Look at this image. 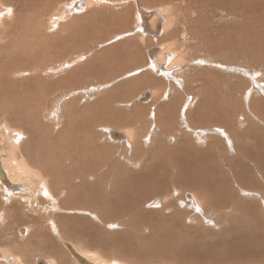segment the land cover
<instances>
[{
  "label": "rangeland",
  "instance_id": "374dc122",
  "mask_svg": "<svg viewBox=\"0 0 264 264\" xmlns=\"http://www.w3.org/2000/svg\"><path fill=\"white\" fill-rule=\"evenodd\" d=\"M18 1L0 0V8H2L3 6L12 9L10 13H8L7 10L5 11V9H2L4 13H0V16L5 14L8 15V19L5 18L2 20L3 22L1 21L2 23L0 22L2 30L5 28L3 30L4 32L2 33L0 27V39H3V41L0 40V129H5V124V126H11V128L13 129H21L22 131H24L25 135H27L28 137V139L26 138L24 140V144L28 140L27 144L30 145H28V149H24V156L32 165L39 164L46 168L51 164L52 167L54 166V163L56 164L59 160V164L60 161L66 162L64 163V167H66L65 169H67V167H69L66 166L69 165V158L65 157L67 154V149L65 147L64 151H61L63 150V147L61 148L60 145L64 144V146H67V148L74 150L75 146H71L68 143V139L73 138L76 141V138L78 137V129L81 130L82 128V130L80 131V137L78 139L80 140L81 136L87 131L84 128L86 124H91L90 126L94 127L92 128V130L96 132L98 142H100V145L103 146L102 148L109 151L107 160L109 159L110 161L108 160V163H111L112 165L116 164L119 167L118 172H116L117 169L113 171L114 174L112 173V177L110 180L104 181L105 184L108 185L114 184V179L123 178L121 174L122 170L123 172H127L131 175L142 173L144 170V165L150 163L151 161V153L154 151H159L160 148L158 149V147L160 146L162 149H165L166 152L167 149L173 152L179 149L181 145L189 148L195 147V150L192 151L191 154L197 156V152L202 153L204 154L206 160L209 161L213 155L210 154L208 147L209 143L211 144V142L216 139L218 140V142L216 141V145L219 147H221V144L229 149V147L232 148L233 145V142L230 140L228 134L224 132L225 130H220L218 128H224L226 126L224 120L220 119L223 115V117L226 119V116H230L231 113V115H233L235 118L237 117L236 120L239 119L238 122H240V119L242 120V115L245 118H248V115H250L251 113L256 114L257 109H250L251 101H263L262 106L264 107V64H261L264 63V53H262V50L259 49V47H257V50L242 49L245 43L236 44L235 51L239 52V55L237 63L235 64V66H233L234 71H229V66H227V64L219 63L216 60V55L213 52V49L216 51L218 45L222 44L223 42L225 50L230 47L229 40L226 41V38L224 39V35L221 36V38H223L221 39V33L219 31H216V28L217 30H219V26H224L225 30H231L232 28H234L235 31H237V38L240 40L244 37L243 40H246V34L250 33L247 32L246 28L250 26L251 22L254 24L257 20L259 21L260 16L254 13H251L253 17L247 15L250 13L248 10L252 5H250L249 3H245V1H251L252 3L258 5L257 7H264V0H237L241 4L239 9L233 11V13L226 4V2L229 0H219L220 2L218 3L216 2L218 0H206V3L209 4H207L208 6L206 5L205 0H196L197 2L195 0H191L192 2L190 0H161V2L158 1L159 4L156 3L157 0H107L108 3L106 2V4L104 2H100L101 4L99 3V5L96 6L98 3H95V6L93 7V10L95 11L89 10L87 12V10H85L84 8H80L81 12H78L79 14H77L76 10L78 6L82 7V5L77 6L75 3L80 1L82 2V4H85V0H47V2L46 0H38L40 4L37 3L36 0ZM203 2L205 4H203ZM43 3L44 5H42ZM67 3H70L68 4L70 7L67 5V8H64V4ZM200 3L203 5H201ZM28 4L33 8V12L30 14L31 16H29V14H21L20 17L19 10H21ZM71 5H73V7H71ZM163 5L171 6V8L176 7V12L169 11L167 12L168 15H164V11L162 10ZM159 6H161L160 9ZM242 6L244 7V9ZM74 7L75 12L72 10V8ZM213 7L214 9L212 10ZM35 8L37 9L35 10ZM55 8L59 9L56 11ZM65 9H68V11L64 12ZM140 10H148L153 14L152 16H156L155 19L157 21V27H151L148 24L147 28L148 30L150 29L148 31L143 27V20L141 21V24L140 22L138 23L137 18H140L138 17V12ZM33 14H36V16H33ZM218 14L221 15L219 16ZM87 15L88 17L86 18L90 19L91 21L86 19L83 20ZM23 16H26V18ZM34 17H38L39 20L43 22V24L37 25L36 23L38 22ZM167 17H172L171 21L173 23L170 22L172 25L169 23V19ZM150 19H152V17H150ZM153 20L154 19L149 20L148 22L152 25ZM89 21L91 23H89ZM3 24L10 25L9 27H11L12 29L6 25L4 27ZM167 24H169L168 29H170V27L172 26L171 30H168L167 28L166 30H164L165 27L168 26ZM213 24L215 27L213 26ZM174 25L176 27H174ZM232 25L234 27H232ZM158 26L160 28H158ZM95 27L98 31H96ZM6 30L10 31L11 34H9V32ZM171 34L172 36H174V39ZM181 38L182 40H180ZM255 38L256 37H254V39ZM12 40L14 41V44L12 43ZM131 41L134 43H132ZM168 42L169 44H172H170L171 48L168 45ZM124 43H127V45ZM159 46L164 48L166 47V53H164V56H166L169 52H177L178 56L181 55V57L179 56V60L182 63H178V66H174V69L171 71H168L166 69V65V67L163 66L162 69H158L157 72H153L152 66H150V60H153L157 56ZM113 47L115 48L112 50ZM182 48L184 49V52H182ZM153 49H155L156 52L150 53V51ZM250 50H252L253 52L256 50L255 53L259 56L254 53L251 54L252 51ZM211 52L215 55L214 56L213 54H211L213 55V58L211 55H209ZM188 56L190 61L187 59ZM211 58L214 59V61ZM255 58L258 59L256 61L257 64L255 63ZM137 60L141 62L144 61L142 63L143 65L140 64L138 67V64L136 63ZM169 63L170 62H168L167 64ZM216 63H218L219 65H214ZM63 64H66V66H62ZM221 64L225 68H222V66H220ZM242 66L245 69H243ZM196 67L197 69H199L195 70ZM195 71L197 73H195ZM199 72L202 75L199 74ZM173 73L176 78H174V76L172 75ZM209 73H211V75ZM218 74L220 78H216ZM197 75H199L198 77L200 78H198ZM202 76L204 77V79ZM233 76H235V80L232 79ZM191 78L192 80H194L193 82H190ZM199 79H201V82L198 83L197 81H200ZM209 79L212 80L210 81ZM218 79L221 80L219 81ZM230 79L232 80L230 81ZM188 80L190 83H188ZM213 80L215 81V83H217L214 84ZM184 81L189 86H191L192 83L193 88L192 86L189 87L187 85H185L184 88V86H182L181 84H184ZM205 81H207V85ZM202 82H204V84H201ZM210 83L213 84H211L210 86ZM216 87L218 88V90L214 89ZM229 87L232 89H230ZM151 91H154L156 93V97H154V99L151 98ZM196 91L197 93H199L200 91V97H198V100L204 95L206 99H204V97L202 99L204 100V102L207 100L206 105L203 106L204 109L202 107H200L199 109H203L204 112L199 111V113L197 114L192 113L190 115L191 117L189 116L187 119L185 117V112L187 110L186 106H188L189 103L193 101V98H196L195 96L198 95L196 94ZM193 93L196 95H194ZM168 95H172V97L176 96L171 101V105L173 103L174 104L169 113L167 112L168 110L162 108V105L166 104V102H168L169 100ZM73 103L74 106L71 105ZM212 103L214 105L213 107L210 106L212 105ZM223 106L225 107V111L227 110V113L224 112V109L222 108ZM181 107L183 109L180 113L179 109ZM219 107L221 109H219ZM207 116L209 117L206 118ZM34 119H37L38 122L33 123V121H35ZM109 119L115 120V123L113 121H108V123L106 121H102ZM184 120H186L187 122ZM85 122L87 123L85 124ZM206 124L209 126H207ZM239 124L238 131L240 134L246 135V142L252 143V147H255L256 144L257 146L261 144L260 146L264 147L263 125L260 126L256 124V122H254V127H249L247 125L248 127L244 126L243 129ZM203 125H205V127ZM108 126L119 131L129 129L132 130L133 128L135 129L136 133L140 132V135L138 137L141 136V138H139L138 140V145H132L127 148L125 145L126 143L122 142L121 139L119 140L109 138L110 133H105V131H107V129L109 128ZM258 126L262 127L260 129L263 132L259 130ZM36 127L41 130L39 131V129H36ZM63 130L66 131V134L63 135L64 139L66 140L65 143H61L63 141L57 139V135ZM110 131L111 130H109V132ZM154 132H156V134ZM247 132L249 133V135H247ZM47 134L49 136H47ZM37 135H40L42 137L38 139L39 136ZM142 135H144V139ZM225 135H227V137ZM0 136L2 137H0V139L4 138L3 143L5 142L4 144L6 145H2L0 147V158H5L8 155V152L6 150L10 151L11 144H6V141H8L9 139H7V135L3 130L0 132ZM169 137H172L174 142L170 143V141H168ZM197 137L201 138V140L205 143L204 145L198 146V148H201V151L200 149L196 148L198 140ZM34 139L37 141H43L44 139H46V141H50L49 143L47 141V144L53 143L50 144V146L54 147L55 145V147L51 150L50 148H47L48 146L46 147L45 144L43 146V142L41 144L43 150H35L34 148H32L36 143ZM53 139L55 140V142ZM140 139L142 141H140ZM251 139L252 141H254V143L250 141ZM31 141L35 143H31ZM148 142L151 144H149ZM181 142L182 144H180ZM175 143L176 145H173ZM139 144H141V146ZM123 145L125 146V148ZM77 148L79 151H81V147H76L75 149L77 150ZM207 150L209 151V155L206 154ZM77 151L75 153L80 155V152L78 151L77 153ZM222 152L228 153L227 150H224ZM222 152H220L219 155H221ZM38 154L39 159L37 157ZM230 154L234 155L232 152ZM102 155L103 154H99L95 156V159L104 161L105 159ZM132 155H134V157ZM175 155L178 156L177 154ZM228 156L229 153L227 155L228 160L234 159L232 156ZM170 158H175V156L172 155L170 156ZM92 159L93 156L91 155V160ZM124 159L125 161H123ZM128 159L129 161H127ZM161 159L163 160V158ZM263 159L261 157V161H263ZM164 161H167L166 158L164 159ZM139 164L141 166H139ZM213 164L216 165V162H214ZM75 166L76 168H78V170L76 171L80 172L79 168L81 167V164L75 161ZM222 171H224L223 174L227 173L225 169H222ZM116 176L119 177L117 178ZM133 184L135 185V183ZM123 185L124 187L127 185L125 180ZM138 187L139 186L137 185V191L143 193H139L138 198H134L135 196L130 197L129 195H126L125 192L122 193V196L118 198V201L125 203L126 206L122 207V205H117L118 209L114 211L116 213L115 215L119 216V219L114 218V220H120L121 223H123L124 221L126 224H128V226L118 225L120 223H110L111 225H114L113 227L111 225L106 226V221H100V223L99 221H97V219H95V222V220H92L91 218L88 223H85L86 225H84L83 221L82 223L79 222V230L81 231V233L78 231L73 236L66 233L65 237L63 238L65 240H59V238L52 236L56 240L59 249L56 257H48L44 255L42 256V254H39L38 250H36L38 249L37 245L40 244L39 242L41 240V237L38 236L36 241L32 244H30V235L29 237L26 236L25 239H22V235H20L21 239L18 238V231L20 229V226L21 228L25 227V223L20 225L19 223H17L18 221H8L9 217L5 216L4 222L6 223L0 222V240L2 242L0 248L12 254L11 257H20L24 262L23 264H45V260L52 259L58 262L60 261L61 264H80L74 258L73 252H70V250L68 249V245L72 247V249L73 246H75L79 247L80 249L82 248L81 250L83 251L91 250V253H96L97 255L101 254L99 256H103L104 260L106 258L107 261H111L113 259L122 260V264H264V241L261 239L262 236L257 234V232H261L262 229H258L255 227L248 228L245 225H241L240 223L234 226H230L226 221L218 220L217 214H213L217 219L215 220L214 217L208 215V212L203 213L201 207L196 209V206L192 208L190 206V208H188V203L190 201H188V196L186 195L193 193V190L202 197L206 195V206H210L208 196L210 197V195H213V193H217V191H215L211 187L208 186L209 193H206V191L202 187H183L184 193L182 195L176 194V196L173 195L170 198V202H172L173 207H170L169 203L168 206H164L167 205V202H169L168 199L164 198V195L168 192L171 193L173 189H168L167 191L153 193L150 195L147 194L149 195L147 196L144 191H142ZM100 189L103 192L102 188ZM187 191L188 193L186 194ZM243 196L244 198H246L244 199V201L249 200L246 195ZM106 197L113 199L112 196ZM135 199H137L136 204L139 205L136 208L132 209L131 203H134L133 201ZM158 201L161 205L158 203ZM155 202H157L158 205H154ZM1 205H3L2 201L0 202V215L3 211ZM97 207H99L100 210H97L98 208L95 207V209L92 208V212L96 213L99 217H103L111 210L110 207L104 205V203L103 205ZM169 207L172 209H170ZM258 208L260 211H264V205L262 203L259 204ZM103 209H107V211ZM22 212L24 211L22 210ZM139 215H141L142 217L143 215H146L147 219L142 220V223L140 222L139 224H134L138 223V221L135 220ZM149 216H152V218H149ZM32 231L34 232V230ZM154 231V235L157 236L156 244L144 245L143 243L142 245L141 243V246H139V243L135 241L136 238L140 239L141 242L142 240L148 241L149 237L152 236ZM123 234L132 236L130 242L129 240L127 241L128 238H125L124 240L121 238ZM170 234L174 235V239L176 237V241L180 244V246L177 245L175 241V245H165V242L167 241L165 235L171 240ZM251 234L257 235L256 239L258 241V245L262 249L260 255L256 257V260L250 259V262L244 261L238 263V261L240 260L239 258H234V256L223 257L221 255L220 250L226 252L228 250V246L229 248H232L239 244L238 246H242L243 249L248 248L249 243L247 239ZM116 236L117 238H114ZM256 239L255 242H257ZM28 240L30 242H28ZM221 240L224 241L221 242ZM226 241L228 242V245L226 244ZM222 245L225 248L220 249ZM1 246H4V248ZM139 248L141 249L138 250ZM186 248L190 249L192 252L195 251L198 254L197 259H195L188 253H185L184 255L181 254L185 252ZM170 251H173V253H175V256L172 255L173 253L170 254ZM213 252H218V255H213ZM202 253L204 254L203 258ZM261 255L263 256V258ZM169 257L170 259H168ZM189 259L192 261L195 260V262L189 261ZM35 261H37V263ZM9 263L15 264L14 261H11V258H9Z\"/></svg>",
  "mask_w": 264,
  "mask_h": 264
},
{
  "label": "bare ground",
  "instance_id": "6f19581e",
  "mask_svg": "<svg viewBox=\"0 0 264 264\" xmlns=\"http://www.w3.org/2000/svg\"><path fill=\"white\" fill-rule=\"evenodd\" d=\"M5 1V0H3ZM12 1V0H11ZM18 1V0H17ZM23 1V0H22ZM21 1V2H22ZM35 1V0H34ZM37 3L38 0H36ZM138 1V0H137ZM161 2V0H157L156 3ZM166 1V0H165ZM189 1V0H188ZM187 1V2H188ZM191 1V0H190ZM196 1V0H195ZM9 2V1H8ZM7 2V3H8ZM19 2V1H18ZM20 2V3H21ZM41 2V1H40ZM44 2V1H43ZM47 2V0H46ZM100 2H104L106 4L107 0H85V4H82V2L78 1L75 4L78 5H82V7L77 8V14H79L78 12L80 11V8H84L85 10H87V12L90 11H95L93 10L95 3L97 4L96 6L99 5ZM110 2V1H109ZM114 2V1H113ZM132 2V1H131ZM173 2V1H172ZM192 2V1H191ZM197 2V1H196ZM202 2V1H201ZM217 3L220 2L219 0L216 1ZM16 3V2H14ZM36 3V2H35ZM42 3V2H41ZM60 3V2H59ZM108 3V2H107ZM115 3V2H114ZM154 3V2H153ZM155 3V4H156ZM169 3V1H168ZM206 3V0H205ZM203 2V4H205ZM222 3V2H221ZM224 3V2H223ZM245 3H249L250 5H252L251 7H249V16L253 17V15L251 13L257 14L260 16V20L256 21L254 24L251 22L250 26H248L246 28L247 32H250L249 34H246V40L240 41L237 37V31H235L234 28H232L231 30H225L224 26H219V31L221 33L220 38L222 35H224V39L226 38V41L229 40L230 42V47L228 49H224V45L219 44L216 51L213 49L214 55L212 52L209 54H213L216 58V60L219 63L222 64H227V66H229L228 70L229 71H234L233 66H235V64L237 63L238 60V55L239 52L235 51L236 49V44H240V43H245V45H243L244 47L242 49H256L257 47H259V49L262 50V53H264L263 49H264V7L263 6H259L258 5L252 3L251 1H245ZM244 3V4H245ZM6 4V3H3ZM11 4V3H10ZM30 4V3H29ZM26 5L25 7H23L21 10H19L20 13V17L21 14H29V16H31L30 14L33 12V8L30 5ZM40 4V3H39ZM67 4H64V8H67ZM101 4V3H100ZM113 4V3H112ZM143 4V3H140ZM148 4V3H147ZM159 4V3H158ZM189 4V3H188ZM201 4V3H200ZM201 4V5H203ZM208 3H206L207 5ZM213 4V3H212ZM215 4V3H214ZM226 4L228 5L229 9L232 11L238 10L240 7V2L237 0H229L226 2ZM36 5V4H35ZM44 5V3L42 4ZM84 5V6H83ZM104 5V4H103ZM102 5V6H103ZM115 5V4H114ZM209 5V4H208ZM207 5V6H208ZM261 5V4H260ZM34 6V5H33ZM41 6V5H40ZM50 6V5H49ZM69 6V5H68ZM214 6V5H213ZM248 6V5H247ZM39 7V6H38ZM47 7V4H46ZM60 7V6H59ZM70 7V6H69ZM71 7H73V5H71ZM145 7V6H144ZM158 7V5H157ZM161 6H159L160 9ZM243 7V6H242ZM14 8V7H13ZM40 8V7H39ZM2 9H5V11L7 10L8 13H10L12 10L9 7H3L0 8V13H4V11H2ZM20 9V8H19ZM37 8H35L36 10ZM56 9V8H55ZM59 8L56 9V11ZM75 7L72 8V10L75 12ZM83 9V10H84ZM144 9V8H143ZM148 9V8H145ZM153 9V8H152ZM176 7L171 8V6H164L162 7V10L164 11V15H168L167 12L169 11H175ZM185 9V7H184ZM214 9V7L212 8V10ZM221 9V8H220ZM219 9V11H220ZM242 9V8H240ZM244 9V7H243ZM41 10V9H40ZM46 10V9H45ZM44 10V11H45ZM151 10V9H150ZM223 10V9H222ZM55 11V12H56ZM65 11H68V9H65ZM97 11V10H96ZM118 11V10H117ZM217 11V10H216ZM229 11V10H226ZM244 11V10H243ZM38 12V11H36ZM35 12V13H36ZM63 12V13H64ZM85 12V11H84ZM185 12V11H184ZM187 12V10H186ZM7 13V12H6ZM18 13V14H19ZM45 13V12H44ZM68 13V12H67ZM139 15L138 17H140L139 19L137 18V22L141 24V21L143 20V27L145 29L148 30L147 26L148 24L151 27H155L156 26V16H152L153 14L150 11H139L138 12ZM245 13V12H244ZM43 14V12H42ZM57 14V12H56ZM215 14V13H214ZM217 14V13H216ZM36 16V14H33V16ZM45 15V14H44ZM58 15V14H57ZM118 15V14H117ZM219 15V14H218ZM221 15V14H220ZM219 15V16H220ZM223 15V13H222ZM8 15H2L0 16V22L3 19H8L7 18ZM38 16V15H37ZM55 16V15H54ZM84 16V15H83ZM124 16V15H123ZM215 16V15H214ZM227 16V15H226ZM242 16V15H241ZM26 18V16H23ZM39 17V16H38ZM38 17H34L35 20L38 22L36 23L37 25H41L43 24V22H41L39 20ZM45 17V16H44ZM43 17V18H44ZM85 16L83 20H90L87 19ZM92 17V16H91ZM150 17H152L153 20V24L151 25V23H149ZM239 17V16H238ZM33 18V19H34ZM50 18V17H49ZM48 18V19H49ZM52 18V17H51ZM65 18V17H64ZM169 19V23L172 22L171 18L172 17H167ZM188 18V17H187ZM217 18V16H216ZM228 18V17H227ZM233 18V17H232ZM255 18V17H254ZM257 18V17H256ZM17 19V18H16ZM54 19V18H53ZM61 19V18H60ZM14 20V19H13ZM18 20V19H17ZM24 20V19H23ZM80 20V19H79ZM82 20V17H81ZM93 20V19H92ZM96 20V19H95ZM94 20V21H95ZM223 20V19H222ZM229 20V19H228ZM6 21V20H5ZM26 21V19H25ZM35 21V22H36ZM74 21V20H73ZM91 21V20H90ZM89 21V23H91ZM99 21V20H98ZM176 21V20H175ZM188 21V20H187ZM3 22V21H2ZM1 22V23H2ZM10 22V21H9ZM103 22V21H102ZM108 22V21H107ZM212 22V21H211ZM221 22V21H220ZM225 22V21H223ZM222 22V23H223ZM230 22V21H229ZM0 23V24H1ZM6 23V22H5ZM11 23V22H10ZM51 23V22H50ZM173 23V22H172ZM22 24V23H20ZM45 24V22H44ZM81 24V22H80ZM86 24V23H85ZM171 24V23H170ZM217 24V22H216ZM221 24V23H220ZM219 24V25H220ZM6 26H10L5 24ZM5 25L3 24V26L5 27ZM52 25V24H51ZM94 25V22H93ZM92 25V26H93ZM101 25V24H100ZM139 25V24H138ZM168 26L165 27L164 30H166V28H169V24H167ZM172 25V24H171ZM262 25V26H261ZM30 26V25H28ZM89 26V25H88ZM102 26V25H101ZM214 26V24H213ZM212 26V27H213ZM1 27V31L2 33L4 32L3 29L2 30V26ZM91 27V26H90ZM157 27V26H156ZM174 27H176L174 25ZM215 27V26H214ZM232 27H234L232 25ZM237 27V26H236ZM11 28V27H9ZM52 28V27H51ZM96 28V27H95ZM100 28V27H99ZM158 28H160L158 26ZM238 28V27H237ZM8 29V28H7ZM12 29V28H11ZM37 29V28H36ZM106 29V28H105ZM172 26L170 27L171 30ZM175 29V28H174ZM173 29V30H174ZM26 30V29H25ZM29 30V29H28ZM89 30V29H88ZM150 30V29H149ZM148 30V31H149ZM153 30V29H152ZM161 30V29H160ZM8 31V30H6ZM5 31V33H6ZM22 31V30H21ZM31 31V30H30ZM38 31V30H37ZM92 31V30H91ZM96 31L97 28H96ZM102 31V30H101ZM177 31V30H176ZM180 31V30H179ZM9 34H11L10 31H8ZM81 32V31H80ZM86 32V31H85ZM151 32V31H150ZM163 32V31H162ZM161 32V33H162ZM1 33V32H0ZM4 33V34H5ZM22 33V32H21ZM32 33V32H31ZM164 33V32H163ZM174 33V32H173ZM178 33V32H177ZM3 34V36H4ZM8 34V33H7ZM14 34V33H13ZM91 34V32H90ZM240 34V33H239ZM25 35V34H24ZM94 35V34H93ZM178 35V34H177ZM216 35V34H215ZM256 35V36H255ZM258 35V36H257ZM11 36V35H10ZM26 36V35H25ZM91 36V35H90ZM89 36V37H90ZM129 36V35H127ZM167 36V35H166ZM172 36V34H171ZM243 36V35H242ZM9 37V36H8ZM28 37V36H27ZM93 37V36H92ZM174 39V36H172ZM171 37V38H172ZM179 37V36H178ZM254 37H256L254 39ZM1 38V37H0ZM6 38V35H5ZM166 38V37H165ZM12 39V37H11ZM24 39V38H23ZM213 39V38H212ZM215 39V38H214ZM223 39V38H221ZM3 41V39H0ZM10 40V39H9ZM22 40V39H21ZM20 40V41H21ZM177 40V39H176ZM182 40V38L180 39ZM13 41V40H12ZM29 41V40H28ZM32 41V40H31ZM133 41V39H132ZM131 41V42H132ZM168 41V40H167ZM17 42V41H16ZM24 42V41H22ZM90 42V41H89ZM138 42V41H137ZM171 42V41H170ZM174 42V41H173ZM218 42V41H217ZM216 42V43H217ZM3 43V42H2ZM14 44V41L12 42ZM29 43V42H28ZM96 43V42H95ZM130 43V42H129ZM134 43V42H132ZM180 43V42H179ZM6 44V43H5ZM56 44V43H55ZM93 44V43H92ZM127 45V43H124ZM131 44V43H130ZM171 44V43H170ZM169 42L168 45L170 46ZM4 45V44H3ZM30 45V44H29ZM32 45V44H31ZM123 45V44H122ZM167 45V44H166ZM172 45V44H171ZM2 46V44H1ZM50 46V45H49ZM48 46V47H49ZM58 46V45H57ZM91 46V45H90ZM163 46V45H162ZM208 46V45H207ZM228 46V45H227ZM28 47V46H27ZM32 47V46H31ZM122 47V46H121ZM158 47V46H157ZM168 47V46H167ZM179 47V46H178ZM203 47V46H202ZM46 48V47H45ZM115 47L112 48V50ZM117 48V47H116ZM143 48V47H142ZM155 48V47H154ZM166 48V47H165ZM165 48L159 46L158 48V54L157 56L153 59L150 60V63L152 66V71L153 72H157L158 69H162L163 66L166 67V69L168 71L173 70L174 66H176L178 63H182L179 59V56L181 57V55H177V52H169L167 53L166 56H164L165 52ZM171 48V46H170ZM205 48V46H204ZM203 48V49H204ZM5 49V48H4ZM61 49V48H60ZM100 49V48H99ZM175 49V48H174ZM180 49V48H179ZM109 50V49H108ZM111 50V51H112ZM178 50V49H177ZM182 52H184V49L182 48ZM187 50V49H186ZM200 50V49H198ZM212 50V49H211ZM250 50V51H252ZM255 50V51H256ZM57 51V50H56ZM246 51V50H245ZM255 51L251 54H256ZM156 52L155 49L151 50L150 53H154ZM247 52V51H246ZM261 52V51H258ZM257 52V53H258ZM67 53V52H66ZM93 53V52H92ZM189 53V52H188ZM57 54V53H56ZM86 54V53H85ZM89 54V53H88ZM180 54V53H179ZM207 54V52H206ZM242 54V53H241ZM259 54V53H258ZM261 54V53H260ZM102 55V54H101ZM148 55H149V51H148ZM188 55V54H187ZM186 55V56H187ZM213 55L212 58H213ZM257 55V54H256ZM262 55V54H261ZM109 56V54H108ZM116 56V55H114ZM210 56V57H211ZM245 56V55H244ZM259 56V55H257ZM257 56H253V57H257ZM4 57V56H3ZM98 57V55H97ZM150 57V56H149ZM246 57V56H245ZM264 57V56H263ZM187 58V57H186ZM211 58V59H212ZM260 58V57H259ZM262 58V57H261ZM136 59V57H135ZM170 59V61H169ZM189 60V56L187 58ZM209 59V58H208ZM249 59V58H248ZM254 59V58H253ZM140 60V59H139ZM137 60L136 63L138 64V67L140 64H142L143 62ZM214 61V59H212ZM211 60V62H212ZM258 59L255 58V63ZM185 61V60H184ZM183 61V62H184ZM190 61V60H189ZM241 61V60H240ZM263 61V60H260ZM89 62V61H88ZM168 62H170L169 64H167ZM252 62V61H251ZM254 62V61H253ZM121 63V62H120ZM260 63V62H258ZM210 64V63H209ZM213 64V63H212ZM222 64L220 66H222ZM257 64V63H256ZM264 64V63H261ZM93 65V64H92ZM129 65V64H128ZM143 65V64H142ZM197 65V64H196ZM207 65V64H205ZM214 65H219L218 63L214 64ZM62 66H66V64H63ZM90 66V65H89ZM178 66V65H177ZM219 66V67H220ZM264 66V65H263ZM91 67V66H90ZM128 67V66H127ZM137 67V66H136ZM172 67V68H171ZM201 67V66H200ZM253 67V66H252ZM69 68V67H68ZM66 68V69H68ZM134 68V67H133ZM222 68H225L222 66ZM243 68V66H242ZM260 68V67H259ZM79 69V68H78ZM105 69V68H104ZM138 69V68H137ZM193 69V68H192ZM191 69V70H192ZM199 69V68H198ZM197 67L195 70H198ZM201 69V68H200ZM245 69V68H243ZM63 70V68H62ZM190 70V71H191ZM213 70V69H212ZM219 70V69H218ZM223 70V69H222ZM15 71V70H14ZM54 71V70H53ZM59 71V70H58ZM90 71V70H89ZM111 71V70H110ZM115 71V70H114ZM135 71V70H134ZM57 72V71H56ZM61 72V71H60ZM116 72V71H115ZM133 72V71H132ZM137 73V72H136ZM195 73H197L195 71ZM228 73V72H227ZM240 73V72H239ZM60 74V73H59ZM199 74H201L199 72ZM211 75V73H209ZM208 74V75H209ZM220 74V73H219ZM219 74L216 78L219 77ZM174 76V73L172 74ZM192 75V72H191ZM202 75V74H201ZM206 75V74H205ZM207 75V76H208ZM224 75V74H223ZM256 75V74H255ZM254 75V76H255ZM196 76V75H194ZM199 75H197L198 77ZM262 76V75H261ZM137 77V76H136ZM203 77V76H202ZM234 77V78H233ZM232 79L235 80V76H233ZM247 77V76H246ZM251 77V76H250ZM264 77V76H263ZM104 78V77H103ZM116 78V77H115ZM174 78H176V76H174ZM200 78V77H198ZM220 78V77H219ZM262 78V77H261ZM133 79V78H132ZM195 79V78H193ZM204 79V77H203ZM206 79V77H205ZM224 79V78H223ZM230 79V81L232 80ZM178 80V79H177ZM181 80V79H179ZM200 81H197L198 83L201 82V79H199ZM210 80V79H209ZM208 80V81H209ZM212 80V79H211ZM210 80V81H211ZM219 81L221 79H218ZM217 80V81H218ZM40 81V80H38ZM71 81V80H70ZM141 81V80H140ZM193 82L194 80H190V82ZM209 81V82H210ZM214 81V80H213ZM212 81V82H213ZM135 82V81H134ZM188 80V83H190ZM207 81H205L206 83ZM208 82V83H209ZM235 82V81H234ZM237 82V81H236ZM257 82V81H256ZM25 83V82H24ZM23 83V84H24ZM27 83V82H26ZM177 83V82H176ZM181 83V82H180ZM217 83V82H216ZM214 81V84H216ZM250 83V82H249ZM9 84H10V80H9ZM22 84V85H23ZM182 86L185 85L189 86L188 84L185 83L184 84L181 83ZM197 84V83H195ZM201 84H204V82H202ZM213 83H210V86ZM219 84V83H218ZM229 84V83H228ZM235 84V83H234ZM237 84V83H236ZM179 85V84H176ZM207 85V83H206ZM230 85V84H229ZM232 85V84H231ZM245 85V84H244ZM262 85V84H261ZM16 86V85H15ZM192 86V83H191ZM189 86V87H191ZM221 86V85H219ZM223 87V86H222ZM234 87V86H233ZM253 87V86H252ZM193 88V86H192ZM213 88V87H212ZM226 88V87H225ZM230 88V87H229ZM216 90H218V88H214ZM232 89V88H230ZM244 89V88H243ZM246 89V88H245ZM36 90V89H35ZM188 90V89H187ZM211 90V89H210ZM215 90V91H216ZM220 90V89H219ZM94 91V90H93ZM198 91V90H197ZM196 91V98H193V101H191V103H189L188 106H186L187 110L185 112V117L188 119V117L193 113V114H197L199 113V111H203L204 112V108L203 106L206 105V101L204 102V100L200 97L199 93H197ZM206 91V90H204ZM234 91V90H233ZM186 92V91H185ZM184 92V93H185ZM214 92V91H213ZM221 92V91H220ZM231 92V91H230ZM236 92V91H235ZM252 92V91H251ZM74 93V92H73ZM151 98L154 99V97H156V93L154 91H151ZM159 93V92H158ZM229 93V92H228ZM178 94V93H177ZM176 94V95H177ZM206 94V93H205ZM224 94H225V90H224ZM203 95V94H202ZM73 97V96H72ZM90 97V96H89ZM176 97V96H175ZM174 96L172 97V95H168V102H166V104L162 105L163 109L168 110L167 112L169 113L170 109H172L173 104L171 105V101L175 98ZM208 97V96H207ZM215 97V96H214ZM228 97V96H227ZM53 99V98H52ZM62 99V98H61ZM85 99V98H84ZM204 99H206L204 97ZM43 100V99H42ZM54 100V99H53ZM198 100V101H197ZM231 101V100H230ZM239 101V100H238ZM170 102V103H169ZM216 102V101H215ZM233 102V101H232ZM262 102L263 101H251V108L250 109H257L256 114L251 113L250 115H248V118H245L242 115V120L240 119V122H238L237 117L235 118L233 115L230 116H226V119L222 116L220 119L224 120L226 126L223 127H218L220 130L224 129L230 140L233 142L232 148L229 147L226 148L224 145H221V147L216 145V141L218 142V140H214L211 142V144L209 143V151L210 154L212 155V158L208 161L206 160L204 154L202 153H198L197 156H194L191 154L192 151H194L195 147L193 148H189V147H184V145H181L179 147V149L171 152V150L167 149V152L165 151V149H162L161 146L158 147V149L160 148L159 151H154L151 153L150 157H151V161L150 163H147L144 165V170L142 173L140 174H136V175H131L127 172H123V170L121 171L122 177L120 179H114L113 182L114 184H105L104 181L106 180H110L112 177V173L114 170H116V172H118L119 167L114 164L112 165L111 163H108L109 161L107 160L108 158V152L106 149L102 148L103 146L100 145V142H98V137L96 135V132L92 130V128H94L93 126H90L91 124H86L87 122H85V129L87 130L85 132V134H83L80 137V129H78L79 131L77 132V138L76 141L75 139H68V143L71 146H75L76 147H81V151L77 150L80 152L79 154H76L75 152L77 151L75 148L74 151L73 149L67 148V146H64V144L60 145L61 148L66 147L67 149V154L65 157L69 158V166L67 167V169H65L66 167H64V163H66L64 160V162L60 161L59 164V160L58 162L55 164L54 166L51 167V164L49 165V167L44 168L41 165H32L27 158H25L24 154L25 151L24 149H28L29 148V144H27V142H25L24 144V140L28 137L27 135H25L24 131H22L21 129H13L11 128V126H5L4 124V128L5 129H0V132L3 130L5 132V134L7 135V139H9L8 141H6L8 145L11 144L10 147V151L6 150L8 153L7 157L5 158H0V196H1V200L3 205H1L2 208V213L0 215V222L3 223L5 221V216L9 217L8 221H18L17 223H19L20 225L25 223V227L21 228L18 231V238H20V235H22V239L26 236L29 237L30 235V241L28 240V242H30V244H32L33 242L36 241V239L39 237H41L40 240V244H38V253L42 254V256H48V257H56L57 256V252H58V246L56 243V240L53 237H57L59 238V240H65L63 239L65 237V234H71L72 236L74 234H76L78 231L81 233V231L79 230V222L82 223V221L84 222V225H86L85 223H88L90 218L93 220L97 219V221H106L107 225L109 226L111 225L110 223H120L118 225H127L124 221L123 223L119 221L114 220V218L119 219V216H116L115 214V210L118 209L117 205H122V207H125L126 204L122 203L120 201H118V198L120 196H122V193L125 192L126 195H129L130 197L135 196L134 198H138L139 197V193H143L140 191H137V185L139 186L138 188H140L142 191H144V193L147 194H153V193H160V192H164L167 191L168 189H173L172 192H168L166 193L164 196L165 199H168L169 202H167V205L164 206H168V203L170 205V207H173L172 202H170V198L176 194L182 195L184 193L183 191V187L185 186H193V187H202L204 188V190L206 191V193H209V187H211L212 189H214L215 191H217V193H213V195H210V197L208 196V200L210 202V206H206V195H204L203 198L202 196H200L196 191L193 190V193H190L188 196V201H190L188 203V208L195 207L202 209L203 213L208 212V215L212 216L215 218V216L213 214H217V219L221 220V221H226L230 226H234L236 224H241V225H245L246 227H255L258 229H262V231H258L257 234L262 236V240L264 241V211H260L258 206L260 203H262L264 205V192H263V187H264V147L263 146H256L252 147L253 144L246 142L245 141V137L246 135L244 134H240L238 131V124L244 129V126H249V127H254V122H256V124L264 127V107L262 106ZM48 103V102H47ZM169 103V104H168ZM210 104V103H209ZM215 104V103H214ZM233 104V103H232ZM264 104V103H263ZM74 106V103L71 104ZM229 105V104H228ZM248 105V104H247ZM210 106H214L213 103ZM233 106V105H232ZM200 107H202L203 109L199 110ZM210 107V108H212ZM217 107V105H216ZM138 108V107H137ZM155 108V107H153ZM224 109V112L227 113V110L225 111V107H222ZM183 108L181 107L179 109L180 113L182 112ZM190 109V111H189ZM218 109V107H217ZM219 109H221L219 107ZM155 111V110H154ZM216 111V110H215ZM220 111V110H219ZM217 111V112H219ZM202 112V113H203ZM206 112V111H205ZM210 112V111H209ZM223 112V111H222ZM85 113V112H84ZM91 113V112H90ZM134 113V112H133ZM179 113V114H180ZM216 113V112H215ZM221 113V112H220ZM236 113V112H235ZM109 114V113H108ZM204 114V113H203ZM209 114V113H208ZM222 114V113H221ZM238 114V113H237ZM236 114V115H237ZM151 115V114H150ZM229 115V114H228ZM99 116V115H98ZM197 116V115H196ZM30 117V116H29ZM117 117V116H116ZM191 117V116H190ZM201 117V116H200ZM209 116H207L206 118H208ZM213 117V116H212ZM102 118V117H101ZM158 118V117H157ZM60 119V118H59ZM156 119V118H155ZM176 119V118H175ZM204 119V118H203ZM202 119V120H203ZM219 119V118H218ZM35 120V119H34ZM154 120V119H153ZM214 120V119H213ZM221 120V121H222ZM102 121H106L108 123V121H113L115 123V120H102ZM186 121V120H184ZM198 121V120H197ZM208 121V120H207ZM217 121V120H216ZM38 122L37 119L35 121H33V123ZM69 122V121H68ZM101 122V121H100ZM156 122V121H155ZM187 122V121H186ZM203 122V121H202ZM200 122V123H202ZM236 122V123H235ZM92 123V122H91ZM218 123V122H217ZM223 123V122H222ZM38 124V123H37ZM36 124V125H37ZM113 124V123H112ZM54 125V124H53ZM199 125V124H198ZM202 125V124H201ZM207 125V124H206ZM216 125V124H215ZM221 125V124H220ZM70 126V125H69ZM68 126V127H69ZM143 126V125H142ZM192 126V125H190ZM205 127V125H203ZM202 126V127H203ZM209 126V125H207ZM247 126V127H248ZM109 127V126H108ZM188 127V126H187ZM259 127V126H258ZM1 128V127H0ZM48 128V127H47ZM70 128V127H69ZM68 128V129H69ZM130 128V127H129ZM259 127V130H261ZM27 129V128H26ZM32 129V128H31ZM36 129H39L36 127ZM49 129V128H48ZM66 129V128H65ZM128 129V127H127ZM138 129V128H137ZM190 129V128H189ZM258 129V128H257ZM41 129H39L40 131ZM45 130V129H44ZM109 130H111L109 132ZM192 130V129H191ZM199 130V129H198ZM216 130V129H215ZM26 131V130H25ZM31 131V130H30ZM29 131V132H30ZM257 131V130H256ZM262 131V130H261ZM36 132V131H35ZM42 132V131H41ZM76 132V131H75ZM110 133V137L111 139H121L122 142H125L126 147H130L132 145H138V140L140 137H138L140 135L139 133H136L135 129L132 128L129 130H115L112 129V127H109L107 129V131H105V133ZM144 132V131H143ZM209 132V131H208ZM254 132V131H253ZM252 132V133H253ZM263 132V131H262ZM32 133V132H31ZM34 133V132H33ZM48 133V132H46ZM156 134V132H154ZM235 133V134H234ZM261 133V132H259ZM258 133V134H259ZM38 134V133H37ZM66 134V131L63 130L62 132H60L57 135V139L62 140L63 142L61 143H65V139L64 136ZM104 134V133H103ZM151 134V133H150ZM209 134V133H208ZM254 134V133H253ZM250 134V135H253ZM257 134V133H255ZM264 134V133H263ZM262 134V135H263ZM52 135V134H51ZM71 135V134H70ZM73 135V134H72ZM108 135V134H107ZM210 135V134H209ZM247 135H249V133L247 132ZM11 136V137H10ZM31 136V135H30ZM38 139H40V135ZM47 136H49L47 134ZM67 136V135H66ZM149 136V135H148ZM152 136V135H151ZM150 136V137H151ZM157 136V135H156ZM227 137V135H225ZM256 136V135H255ZM1 137V136H0ZM35 137V136H34ZM46 137V135H45ZM76 137V136H75ZM74 137V138H75ZM108 137V136H107ZM143 139H144V135H142ZM153 137V136H152ZM165 137V136H164ZM163 137V138H164ZM200 137V135H199ZM197 137V146L196 148H198V146L200 145H204L205 143L201 140V138ZM2 138V137H1ZM49 138V137H48ZM54 138V137H53ZM147 138V137H146ZM203 138V137H202ZM259 138V137H258ZM205 139V138H204ZM250 139V138H249ZM253 139V138H252ZM252 139L250 141H252ZM255 139V138H254ZM3 139H0V147L2 145L6 146L3 143ZM35 140V139H34ZM51 140V139H50ZM54 140V139H53ZM195 140V139H194ZM261 140V138H260ZM35 142L31 141V143H35L33 145L32 148H34L35 150L38 149V151L43 150L42 149V143L43 146L45 144V146L47 148H50L51 150L54 149V147H51L50 144H47L46 139L42 140H35ZM102 141V140H101ZM114 141V140H113ZM140 141H142L140 139ZM145 141V140H144ZM168 141L174 142L172 137H169ZM50 141H48L49 143ZM52 142V141H51ZM55 142V140H54ZM178 142V140H177ZM254 143V141H252ZM258 142V141H257ZM263 142V141H262ZM30 143V144H31ZM60 143V144H61ZM143 143V142H142ZM149 143V142H148ZM190 143V142H189ZM194 143V142H191ZM207 143V142H206ZM55 144V143H54ZM116 144V143H115ZM145 144V143H144ZM147 144V143H146ZM151 144V143H149ZM182 144V142L180 143ZM186 144V143H185ZM264 144V143H263ZM29 145V146H28ZM58 145V144H57ZM66 145V144H65ZM141 146V144H139ZM173 145H176L173 144ZM192 145V146H194ZM255 145V144H254ZM101 146V147H99ZM124 146V145H123ZM227 146V144H226ZM30 147V148H31ZM40 147V148H38ZM152 147V146H151ZM57 148V147H56ZM125 148V146H124ZM123 148V149H124ZM132 148V147H131ZM166 148V147H165ZM59 149V148H58ZM57 149V150H58ZM130 149V148H129ZM139 149V147H138ZM198 149L201 148L199 147ZM208 149V148H207ZM136 150V149H134ZM204 150V149H203ZM227 150L229 153V156H232L234 159L233 160H228L227 159V155L228 153H224L222 151ZM5 151V152H6ZM37 151V153H38ZM56 151V150H55ZM66 151V150H65ZM77 151V153H78ZM94 151V152H93ZM132 151V150H131ZM138 151V150H137ZM141 151V150H140ZM208 150L206 151L209 155ZM4 152V151H3ZM53 152V151H52ZM222 152L221 155H219V153ZM233 153L234 155L230 154ZM125 153V152H124ZM131 153V152H130ZM147 153V152H145ZM54 154V153H52ZM99 154H103L102 156L104 157V161L103 160H96L95 156L99 155ZM129 154V153H128ZM175 156V158H170V156L172 155ZM175 154H177L178 156H176ZM227 154V155H226ZM51 155V154H50ZM91 155L93 156V159L91 160ZM217 155V156H215ZM64 156V155H63ZM119 156V155H118ZM127 156V155H126ZM134 157V155H132ZM228 156V157H229ZM38 159H39V154H38ZM124 157V156H123ZM131 157V156H130ZM261 157L263 159V161H261ZM55 158V157H54ZM125 158V157H124ZM163 158V160L161 159ZM166 158L167 161H164V159ZM58 159V156H57ZM56 159V160H57ZM115 159V158H114ZM118 159V158H117ZM208 159V158H207ZM53 160V159H52ZM67 160V159H66ZM73 160V161H72ZM132 160V158H131ZM139 160V159H138ZM145 160V158H144ZM149 160V159H148ZM75 161H77L79 164H81L80 172H77L76 170H78V168H76L75 166ZM120 161V160H119ZM122 161V160H121ZM125 161V159L123 160ZM129 161V159L127 160ZM134 161V160H133ZM55 162V161H54ZM135 162V161H134ZM138 162V161H137ZM214 162H216V165L213 164ZM120 163V162H119ZM125 163V162H124ZM128 163V162H127ZM133 163V162H132ZM48 164V161H47ZM46 164V165H47ZM59 164V165H58ZM75 166H73V165ZM123 164V163H122ZM141 164V163H140ZM139 164V166H141ZM110 166V167H107ZM136 166V167H139ZM78 167V166H77ZM126 167V166H125ZM222 169H225L227 171L226 174H223L224 171H222ZM128 171V170H127ZM114 174V173H113ZM120 176V175H119ZM119 176H116L117 178ZM113 179V178H112ZM261 179V180H260ZM124 180L126 181L127 185L124 187ZM135 183V185L133 184ZM172 186V187H171ZM103 190V192L101 191V189ZM47 193V195L45 194ZM188 193V191L186 192V194ZM205 194V193H204ZM147 195V196H149ZM246 195L249 200L248 201H244V196ZM106 196H112L113 199L108 198ZM163 197V196H162ZM3 198V199H2ZM187 198V197H186ZM185 199V198H184ZM252 199V200H251ZM136 200L135 199L133 202L135 203H131V208H136L139 204H136ZM164 201V200H163ZM16 202V203H15ZM125 202V201H124ZM180 202V201H179ZM106 205L108 207H110V211L108 212V214L106 213V215H104L103 217H99L96 213L92 212V208L95 209L98 208L97 210H100L99 207L97 206H101V205ZM159 203V201H158ZM157 202L154 203V205H158ZM152 204V203H151ZM160 204V203H159ZM12 205V206H11ZM40 205V206H39ZM136 205V206H135ZM161 205V204H160ZM11 206V207H10ZM169 207V208H170ZM165 208V207H164ZM168 208V209H169ZM187 208V207H186ZM28 209V211H27ZM91 209V210H90ZM172 209V208H170ZM1 210V209H0ZM22 210L24 212H22ZM105 211H107V209H103ZM129 211V210H128ZM198 211V210H196ZM132 212V211H131ZM262 212V213H261ZM110 213V214H109ZM102 214V213H101ZM138 215V213H137ZM245 215V216H243ZM32 216V217H31ZM178 216V215H177ZM181 216V215H180ZM179 216V217H180ZM188 216V215H187ZM86 217V218H85ZM147 216L143 215V217L141 215H139L137 217V219L135 221H138V223H134V224H139L140 222L142 223V220H146ZM193 217V216H192ZM127 218V217H126ZM134 218V217H133ZM149 218H152V216H149ZM193 219V218H192ZM215 218V220H217ZM124 220V219H123ZM195 221V220H194ZM96 222V220H95ZM100 222V223H101ZM132 222V221H131ZM134 222V221H133ZM6 223V222H4ZM215 224V223H214ZM32 225V226H31ZM217 225V224H216ZM112 227L114 225H111ZM137 226V225H136ZM115 228V227H114ZM129 228V227H128ZM110 229V228H109ZM123 229V228H122ZM146 229V228H145ZM34 230V232L32 231ZM128 232V231H127ZM141 232V231H140ZM235 232V231H234ZM155 231L153 232L152 236L149 237L148 241H143L141 242L140 239L136 238V242L139 243L138 245L141 246V243L143 245H148V244H156L157 243V236L154 235ZM142 234V233H141ZM145 234V232H144ZM236 235V234H235ZM53 236V237H52ZM68 236V235H67ZM171 236V240L165 235V237L167 238V241L165 242V245H175L174 241L177 243V245L180 246V244L176 241V237L174 239V235L170 234ZM250 237L247 239L249 245L248 248L243 249L242 246H234L232 248H229L228 246V250L225 252L223 250H220L221 255L224 257H232L234 256V258H239L240 260L238 261V263L241 262H246L249 261L250 259H255L256 257L260 255L261 253V248L258 245V241H257V235H249ZM69 237V236H68ZM132 236L127 235V234H123L121 236V238L124 240L125 238H128L127 241L130 239ZM183 237V236H182ZM67 238V237H66ZM114 238H117L114 237ZM184 238V237H183ZM21 239V238H20ZM74 239V238H73ZM78 239V238H77ZM255 239L257 242H255ZM260 239V240H261ZM182 240V239H181ZM77 241V240H76ZM201 241V240H200ZM224 240H221V242H223ZM26 242V241H25ZM42 242V243H41ZM239 242V241H237ZM262 242V241H261ZM128 243V242H127ZM160 243V242H158ZM185 243V242H184ZM236 243V242H235ZM111 244V243H110ZM129 244V243H128ZM223 244V243H222ZM226 244L228 245V242L226 241ZM0 245H2V242L0 240ZM80 245V243H79ZM160 245V244H159ZM162 245V244H161ZM186 246V245H185ZM4 248V246H1ZM66 247V245H65ZM68 249L70 250V252H73V256L76 259L77 262H79L80 264H122L121 261L119 259H113L111 261H107L106 258L104 260L103 256H99L101 254L97 255L96 253H91V250H81L79 247H75L73 246L70 247L69 245L67 246ZM135 247V246H134ZM176 247V246H175ZM84 248V247H83ZM225 248L223 245L220 247V249ZM241 248V249H240ZM67 249V248H66ZM123 249V248H122ZM141 248H139L138 250H140ZM231 249V250H229ZM75 250V251H74ZM128 250V249H127ZM147 250V249H146ZM187 250V251H186ZM184 253L181 254H185L188 253L190 255H192L195 259H197V253L194 251L192 252L190 249L186 248ZM211 250V249H210ZM130 251V250H129ZM231 251V253H230ZM95 252V251H94ZM168 252V251H167ZM172 254L173 251H170ZM162 253V252H161ZM213 255H218V252H213ZM12 254H10L9 252L5 251L4 249L0 248V264H10L9 263V258H11V261H14L15 264H23L24 262L22 261V259L20 257H16V256H12ZM163 255V254H162ZM173 256H175V253L172 254ZM150 256V255H149ZM154 256V254H153ZM165 256V255H164ZM204 254L202 253V258H203ZM220 256V255H219ZM262 256V255H261ZM102 257V258H101ZM190 258V257H189ZM200 258V257H198ZM263 258V256H262ZM170 259V257L168 258ZM173 259V257H172ZM261 259V258H260ZM57 260V259H56ZM166 260V259H165ZM199 260V259H198ZM210 260V259H208ZM231 260V259H230ZM258 260V259H257ZM81 261H83L84 263H82ZM142 261V260H141ZM174 261V260H173ZM189 261H192L189 259ZM263 261V260H262ZM37 263V261H35ZM45 264H61V262L59 261H55V260H45L44 261ZM175 262V261H174ZM183 262V261H182ZM192 262H195V260H193ZM261 262V261H258ZM126 263V262H125ZM223 263V262H222ZM254 263V262H253ZM40 264H44V263H40ZM178 264V263H176ZM202 264V263H199ZM204 264V263H203Z\"/></svg>",
  "mask_w": 264,
  "mask_h": 264
},
{
  "label": "snow or ice",
  "instance_id": "6c2138e0",
  "mask_svg": "<svg viewBox=\"0 0 264 264\" xmlns=\"http://www.w3.org/2000/svg\"><path fill=\"white\" fill-rule=\"evenodd\" d=\"M9 11H11V10H9ZM46 195H47V193H45Z\"/></svg>",
  "mask_w": 264,
  "mask_h": 264
},
{
  "label": "water",
  "instance_id": "95a60500",
  "mask_svg": "<svg viewBox=\"0 0 264 264\" xmlns=\"http://www.w3.org/2000/svg\"><path fill=\"white\" fill-rule=\"evenodd\" d=\"M82 263H84L83 261H81Z\"/></svg>",
  "mask_w": 264,
  "mask_h": 264
}]
</instances>
